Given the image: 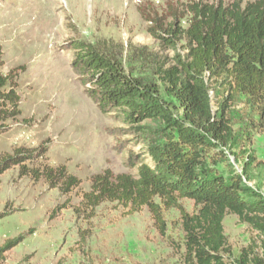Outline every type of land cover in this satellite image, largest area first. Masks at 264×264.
I'll use <instances>...</instances> for the list:
<instances>
[{"label": "rangeland", "instance_id": "374dc122", "mask_svg": "<svg viewBox=\"0 0 264 264\" xmlns=\"http://www.w3.org/2000/svg\"><path fill=\"white\" fill-rule=\"evenodd\" d=\"M180 1L191 0H0L1 69L8 74L26 67L19 76L22 114L0 136V152L45 144V163L66 165L81 179L80 187L65 195L44 178L22 175L19 167L1 175L0 213L6 216L0 219V246L20 239L4 264H185L172 244L183 242L180 208L161 203L168 224L164 236L147 206L107 201L91 209L82 203L93 175L106 169L135 175L137 168L131 167L146 156V145L119 116L101 112L71 66L72 40L115 52L127 72L159 83L161 96L182 118L180 105L156 74L158 63L172 60L175 52L164 50L148 32L141 13L163 12ZM222 92L211 90L215 110ZM228 117L229 141L213 151L211 166L225 177L242 175L250 188L247 200H264V114L240 97ZM146 124L160 126L152 120ZM179 205L195 211L190 199ZM224 227L232 247L229 262L264 264L263 233L233 213Z\"/></svg>", "mask_w": 264, "mask_h": 264}, {"label": "trees", "instance_id": "16d2710c", "mask_svg": "<svg viewBox=\"0 0 264 264\" xmlns=\"http://www.w3.org/2000/svg\"><path fill=\"white\" fill-rule=\"evenodd\" d=\"M141 13L150 24L148 32L164 50L175 52L172 60L158 63L156 74L180 105L183 117H177L161 96L159 83L127 72L115 52L72 40L71 66L87 93L101 112L119 116L144 138L145 155L152 160L140 157L131 167L137 168L135 175L115 174L110 169L93 175L82 203L91 209L107 201L147 206L164 236L169 235L161 203L167 209L180 208L183 242L172 240V244L182 252L185 264H234L227 260L232 247L224 220L236 214L264 234V200H247L250 188L243 176L225 177L211 166V158L213 151L229 141L228 109L240 97L264 114V0L245 4L241 0L180 1L168 4L163 12ZM3 64L0 45V136L22 114L19 76L26 70L21 66L5 74ZM212 89L223 90L216 110ZM148 120L160 126L147 125ZM47 151L43 144L0 152V177L19 167L22 175L44 178L63 194H72L81 179L66 165L45 163ZM184 199L194 201L193 213L179 205ZM5 216L6 212L0 213V219ZM18 242L9 239L0 246V264ZM255 264L263 263L255 259Z\"/></svg>", "mask_w": 264, "mask_h": 264}, {"label": "bare ground", "instance_id": "6f19581e", "mask_svg": "<svg viewBox=\"0 0 264 264\" xmlns=\"http://www.w3.org/2000/svg\"><path fill=\"white\" fill-rule=\"evenodd\" d=\"M39 16L41 17V12H39ZM39 26H41V23H39Z\"/></svg>", "mask_w": 264, "mask_h": 264}]
</instances>
